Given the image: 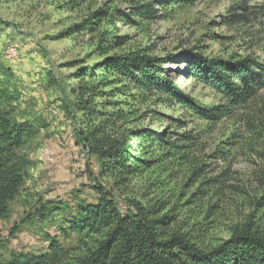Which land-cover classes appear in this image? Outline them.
Segmentation results:
<instances>
[{
    "label": "rangeland",
    "instance_id": "374dc122",
    "mask_svg": "<svg viewBox=\"0 0 264 264\" xmlns=\"http://www.w3.org/2000/svg\"><path fill=\"white\" fill-rule=\"evenodd\" d=\"M151 1L158 20L121 21L122 13L138 21L135 7ZM115 8L120 13L111 20L129 40L116 52L140 48L161 59L174 85L217 116L201 118L175 100L154 103L151 96L138 103L136 124L168 129L172 143L175 132H190L194 140L176 143L181 149L171 161L159 159L121 188L102 176L84 146L83 115L73 105L79 71L102 61L92 47L98 33L69 32L95 22L97 11ZM112 21L100 32L111 30ZM245 58L264 64V0H0V90L18 121L40 129L25 146L29 165L10 215L0 219V263L13 250L46 253L47 236L68 249L67 264L75 263L99 238L65 237L66 222L80 201L94 203L99 192L124 213L135 212V204L171 211L176 220L168 232H189L203 248L219 246L235 230L264 233V88L244 104H231L197 75L200 63Z\"/></svg>",
    "mask_w": 264,
    "mask_h": 264
},
{
    "label": "trees",
    "instance_id": "16d2710c",
    "mask_svg": "<svg viewBox=\"0 0 264 264\" xmlns=\"http://www.w3.org/2000/svg\"><path fill=\"white\" fill-rule=\"evenodd\" d=\"M154 3L135 7L134 16L138 21L124 13L121 21L140 24L158 20L160 14L155 11ZM118 13L117 8L113 14L97 11L92 15L93 18L100 15L95 22L85 21L73 26L69 32L71 35L98 33L92 47L102 61L79 71V83L72 92L73 105L83 115L84 146L95 156L102 176L121 188L159 159L171 161L175 152L181 149L176 143L194 140L190 132H175L178 139L172 143L168 129L156 132L151 127L136 124L134 117L139 113L138 103L151 96L156 98L154 103L175 100L182 105L183 111L188 108L201 118L217 116L208 114V110L199 107L174 85L161 59L140 48L116 52L129 41L127 36L118 33L111 20ZM104 21H112L111 30L100 32ZM114 52L116 54H112ZM200 65L197 72L200 81L231 104H244L264 88V64L250 58L215 59ZM109 87L114 88L107 92ZM132 90L137 93L132 94ZM120 95L123 99L115 100ZM6 102V94L0 90V219L9 217L11 202L24 183L29 165L25 146L40 132L35 124L18 121L14 116L15 109ZM162 118L168 117L159 119ZM149 150L152 151L150 155H139ZM98 197L94 203L80 201L66 222L65 237L72 233H87L99 238L86 255L71 264H264V233L260 231L235 230L231 238L219 246L203 248L189 232H168L176 216L170 215L171 211H162L161 206L145 209L135 204V212L124 213L114 198L101 192ZM192 199H196V194ZM47 241L49 250L46 253L13 250L9 259L0 264H67L68 249L51 236H47Z\"/></svg>",
    "mask_w": 264,
    "mask_h": 264
}]
</instances>
